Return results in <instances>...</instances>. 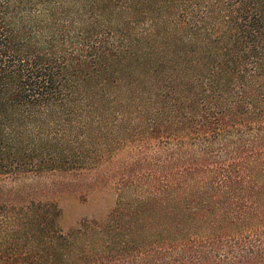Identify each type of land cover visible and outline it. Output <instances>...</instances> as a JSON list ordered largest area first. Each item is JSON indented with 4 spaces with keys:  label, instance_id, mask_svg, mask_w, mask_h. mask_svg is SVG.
<instances>
[{
    "label": "trees",
    "instance_id": "1",
    "mask_svg": "<svg viewBox=\"0 0 264 264\" xmlns=\"http://www.w3.org/2000/svg\"><path fill=\"white\" fill-rule=\"evenodd\" d=\"M0 264H264V0H0Z\"/></svg>",
    "mask_w": 264,
    "mask_h": 264
},
{
    "label": "rangeland",
    "instance_id": "2",
    "mask_svg": "<svg viewBox=\"0 0 264 264\" xmlns=\"http://www.w3.org/2000/svg\"><path fill=\"white\" fill-rule=\"evenodd\" d=\"M63 177H73V179H81L83 176L76 172L74 175H70V172H57L56 174H46L39 177H36V180L39 181H47L48 179L52 178H63ZM27 181L26 179H24ZM93 197V196H92ZM104 199L108 198L107 196H102ZM113 199L116 198V194L111 195ZM101 198V195H96V197L91 198L90 204L89 202H84V199L78 198L77 200L72 199V197H69L67 199H64V207H65V214H66V220L67 222L71 223L70 221H75L76 219H79L81 217L92 215L95 212L101 211L102 205L99 206L100 201H104V199Z\"/></svg>",
    "mask_w": 264,
    "mask_h": 264
}]
</instances>
